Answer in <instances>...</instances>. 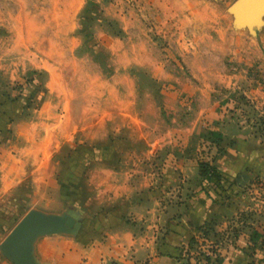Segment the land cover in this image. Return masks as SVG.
Listing matches in <instances>:
<instances>
[{"label": "crops", "instance_id": "1", "mask_svg": "<svg viewBox=\"0 0 264 264\" xmlns=\"http://www.w3.org/2000/svg\"><path fill=\"white\" fill-rule=\"evenodd\" d=\"M131 1L102 0L63 42L60 30L30 40L17 17L0 24V202L61 214L80 192L81 228L38 235V264H193L203 227L215 264H260L244 191L264 182V25L253 39L211 0ZM227 57L224 74L210 68ZM208 140L224 197L199 173Z\"/></svg>", "mask_w": 264, "mask_h": 264}, {"label": "rangeland", "instance_id": "2", "mask_svg": "<svg viewBox=\"0 0 264 264\" xmlns=\"http://www.w3.org/2000/svg\"><path fill=\"white\" fill-rule=\"evenodd\" d=\"M112 0H105V2ZM123 3L127 4L128 0H121ZM129 5L137 8L136 1L129 0ZM138 1V0H137ZM235 0H211V6L220 4L221 9L226 10L230 4H232ZM103 3L102 0H0V24L7 22L11 17L14 19L17 17L18 19L23 20L33 26L31 31H28V38L32 41H36L39 39H44L47 42V39L57 38L56 34L58 30H60V41L63 42L67 40L68 36L78 32V30H74L73 33L70 30L76 24V22H82L83 27L89 26V20H92V16L95 17L99 15V10H101ZM217 6V5H216ZM232 18V15L230 16ZM91 18V19H90ZM86 23V24H85ZM86 25V26H84ZM59 26V29L57 28ZM262 29V28H261ZM260 29V30H261ZM241 31H246L245 29L239 28ZM259 30V31H260ZM3 30V26H0V33ZM154 35L151 36L153 38ZM258 36V33L257 35ZM86 41H90V37H88V33L84 35ZM155 40L158 41L161 47L165 48V41L163 38H158L155 36ZM248 38V36H247ZM255 39V36H253ZM63 44V43H62ZM229 57H227V62L221 63L218 65H209L210 68L213 67V70L216 72H220L224 74L231 68L229 65ZM173 67V70L176 72H190V68L187 65H176L170 64ZM196 69L198 66L204 65H195ZM181 67V68H180ZM195 69V70H196ZM198 70V69H197ZM68 76L71 73H66ZM38 79V78H37ZM78 85V84H77ZM75 85V86H77ZM18 87V85H16ZM34 85L30 86V89L25 90L22 96L23 99H17V103L19 104H27L29 103L28 97L32 98L29 92L33 91ZM79 86V85H78ZM16 87V88H17ZM35 87V86H34ZM161 87V86H160ZM165 87V86H163ZM33 88V89H32ZM22 89L17 88L16 93H21ZM29 98V99H30ZM14 104H16L14 102ZM180 112L176 113L178 118ZM258 130H264V113L260 114L258 117ZM212 141H204L201 146L200 153L198 155L199 158H204L206 160H212L214 153H216V149L212 148ZM216 146V145H215ZM217 148V146H216ZM255 181V182H254ZM252 183L248 182L246 185L245 191L248 196H250V207L248 206L247 210L244 213H247L248 219L250 223L252 222L253 229L259 233L262 229L264 231V182L262 180L256 181L254 180ZM261 183V184H260ZM253 184V186L251 185ZM260 187V188H259ZM79 191H69L67 190L64 194L66 201H69L71 205L66 207V211L74 213L80 221V212H82L81 207L76 206L75 197L79 196ZM248 199V198H247ZM16 203V202H15ZM0 213L3 215L2 217L12 215L13 220L9 221V218H6L7 223H0V237L1 241L3 238L10 232V230L14 227V225L18 222V220L29 210L26 207H16V204L11 203L9 200H4L0 202ZM3 205H5L3 207ZM78 207V208H77ZM78 209V210H77ZM9 221V222H8ZM81 222V221H80ZM79 222V223H80ZM81 228V223H80ZM260 230H259V229ZM232 229V228H230ZM229 231V230H228ZM264 235V233L262 234ZM211 238H208V235H204L202 230L197 236V241H195L191 249L193 250H202V249H212L213 241ZM0 256L1 253H0ZM193 257L192 254L185 255V258L190 260ZM6 259V258H5ZM7 261H9L7 259ZM10 262V261H9ZM187 263L186 261L182 262V264ZM188 264V263H187Z\"/></svg>", "mask_w": 264, "mask_h": 264}, {"label": "water", "instance_id": "3", "mask_svg": "<svg viewBox=\"0 0 264 264\" xmlns=\"http://www.w3.org/2000/svg\"><path fill=\"white\" fill-rule=\"evenodd\" d=\"M228 11L234 28L246 29L253 36L264 25V0H235ZM79 229V219L72 212L46 214L29 210L0 242V253L11 264H38L32 256V243L38 235L76 233Z\"/></svg>", "mask_w": 264, "mask_h": 264}, {"label": "trees", "instance_id": "4", "mask_svg": "<svg viewBox=\"0 0 264 264\" xmlns=\"http://www.w3.org/2000/svg\"><path fill=\"white\" fill-rule=\"evenodd\" d=\"M20 84L18 83V86ZM214 158L212 160H206L204 158H199L198 160V167H199V173L202 176V178L204 179L205 182V187L207 188H213L215 187L216 189H220L221 190V197L226 196L227 194V187L226 184L228 182L227 177H225L222 173H220L217 168L215 167V165L213 164ZM210 190V189H208ZM202 232L204 235H209L210 229L208 227H203L201 228ZM260 237L258 232H254L252 237H251V247H255L257 245V243L259 244L260 247L264 246V235H262V239L261 241L258 242V238ZM197 241V237H192L190 239V245L192 246V244ZM208 259V257H207Z\"/></svg>", "mask_w": 264, "mask_h": 264}, {"label": "built area", "instance_id": "5", "mask_svg": "<svg viewBox=\"0 0 264 264\" xmlns=\"http://www.w3.org/2000/svg\"><path fill=\"white\" fill-rule=\"evenodd\" d=\"M214 250L216 251L215 245L212 249L193 250L187 255H193L191 258L193 264H215L213 261ZM260 264H264V246L260 248Z\"/></svg>", "mask_w": 264, "mask_h": 264}]
</instances>
